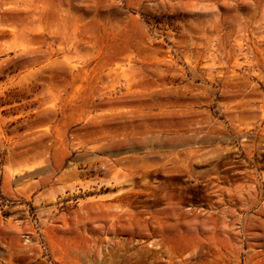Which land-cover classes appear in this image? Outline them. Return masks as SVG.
Instances as JSON below:
<instances>
[{"label": "rangeland", "instance_id": "1", "mask_svg": "<svg viewBox=\"0 0 264 264\" xmlns=\"http://www.w3.org/2000/svg\"><path fill=\"white\" fill-rule=\"evenodd\" d=\"M0 264H264V0H0Z\"/></svg>", "mask_w": 264, "mask_h": 264}]
</instances>
